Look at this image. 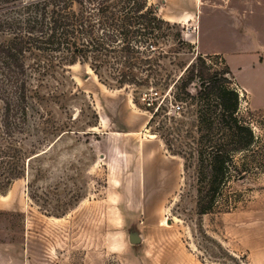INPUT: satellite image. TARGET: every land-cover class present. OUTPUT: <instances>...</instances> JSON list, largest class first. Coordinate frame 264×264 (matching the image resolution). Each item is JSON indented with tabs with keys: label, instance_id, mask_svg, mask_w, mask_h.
<instances>
[{
	"label": "rangeland",
	"instance_id": "374dc122",
	"mask_svg": "<svg viewBox=\"0 0 264 264\" xmlns=\"http://www.w3.org/2000/svg\"><path fill=\"white\" fill-rule=\"evenodd\" d=\"M149 5L173 25L155 47L157 74L147 77L136 69L145 84L118 88L102 83L88 64L71 67L83 92L74 103L77 125L89 118L91 104L97 126L90 134L64 135L46 161L52 179L45 184L59 182L61 199L70 193L83 199L65 216H50L30 198L26 179L14 182L0 193V264H264V85L252 102L233 79L243 94L240 114L256 143L235 155L237 167L208 213L197 208V157L185 167L186 160L163 139L178 135L153 133L157 124L148 125L165 99L169 115L192 123L181 112L187 105L177 108L174 81L197 53L212 70L228 66L223 55L209 53L230 36L227 27L264 35V0H149ZM145 93L155 98L152 107ZM47 209H53L51 203ZM132 234L141 242L132 243Z\"/></svg>",
	"mask_w": 264,
	"mask_h": 264
},
{
	"label": "trees",
	"instance_id": "16d2710c",
	"mask_svg": "<svg viewBox=\"0 0 264 264\" xmlns=\"http://www.w3.org/2000/svg\"><path fill=\"white\" fill-rule=\"evenodd\" d=\"M172 29L149 0H0V193L26 179L30 198L50 216L62 217L74 208L83 196L70 193L61 199L59 182L45 184L52 179L46 161L64 135L90 134L97 126L91 122V104L89 118L77 125L74 103L83 92L69 74L71 67L88 64L109 87L145 84L135 70L147 77L157 74L155 47ZM186 43L180 32L179 46ZM233 79L228 66L212 70L206 56L197 53L172 87L182 104L177 108L185 103L181 112L192 123L169 115L165 99L148 124H157L153 133L178 135L163 139L186 160L185 167L197 157L201 214L215 207L237 167L235 155L256 143L240 114ZM176 141L181 146L176 148ZM50 203L52 210L47 209Z\"/></svg>",
	"mask_w": 264,
	"mask_h": 264
},
{
	"label": "crops",
	"instance_id": "0c3cea01",
	"mask_svg": "<svg viewBox=\"0 0 264 264\" xmlns=\"http://www.w3.org/2000/svg\"><path fill=\"white\" fill-rule=\"evenodd\" d=\"M187 14L193 15L195 11ZM192 19L189 18V22ZM227 29L231 31L230 36H226L222 43H216L215 49L209 53L223 55L236 83L253 102L264 85V63L260 58V51H264V35L260 36L256 32L252 35H242L235 28ZM259 107L258 105L257 108Z\"/></svg>",
	"mask_w": 264,
	"mask_h": 264
},
{
	"label": "built area",
	"instance_id": "2783aa9c",
	"mask_svg": "<svg viewBox=\"0 0 264 264\" xmlns=\"http://www.w3.org/2000/svg\"><path fill=\"white\" fill-rule=\"evenodd\" d=\"M237 88H238V90H239V87L237 86ZM158 93V92H157ZM239 93H240V95H243L242 93H241V91L239 90ZM143 99L146 101V104L148 105V107H152L153 105H154V103H155V98L154 97H152V96H147V94L145 93V95H144V97H143ZM178 107V106H177Z\"/></svg>",
	"mask_w": 264,
	"mask_h": 264
},
{
	"label": "water",
	"instance_id": "95a60500",
	"mask_svg": "<svg viewBox=\"0 0 264 264\" xmlns=\"http://www.w3.org/2000/svg\"><path fill=\"white\" fill-rule=\"evenodd\" d=\"M130 241L132 242V243H139V242H141V239H140V237L139 236H137L136 234H132L131 236H130Z\"/></svg>",
	"mask_w": 264,
	"mask_h": 264
}]
</instances>
